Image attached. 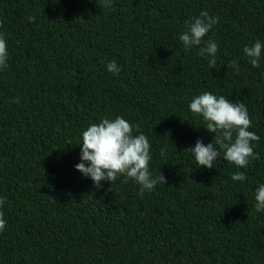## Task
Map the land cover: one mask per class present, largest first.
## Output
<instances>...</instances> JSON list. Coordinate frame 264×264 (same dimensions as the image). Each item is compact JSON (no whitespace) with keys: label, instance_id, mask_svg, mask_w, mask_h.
<instances>
[{"label":"trees","instance_id":"1","mask_svg":"<svg viewBox=\"0 0 264 264\" xmlns=\"http://www.w3.org/2000/svg\"><path fill=\"white\" fill-rule=\"evenodd\" d=\"M111 3L0 0V264H264V56L252 67L243 54L264 43V0ZM202 11L219 18L201 44H218L215 69L179 40ZM204 92L246 106L259 159L197 168L184 150L215 145L188 107ZM117 116L148 138L165 185L141 194L119 176L97 189L75 170L82 131Z\"/></svg>","mask_w":264,"mask_h":264},{"label":"clouds","instance_id":"2","mask_svg":"<svg viewBox=\"0 0 264 264\" xmlns=\"http://www.w3.org/2000/svg\"><path fill=\"white\" fill-rule=\"evenodd\" d=\"M102 4L104 7H112L111 0H102ZM34 20L35 17H29L30 22ZM218 20V17L202 11L199 16L185 21V31L179 36L186 50L198 47L199 54L208 58L210 69L216 67L218 44L214 41H207L206 46L201 44L202 39ZM243 54L252 67H259L264 56V43L257 40L251 45H246ZM7 61V42L0 35V70L7 67ZM228 66L239 72L237 61H231ZM106 68L108 72L114 74L121 71L115 61L108 62ZM188 107L191 113L202 118L204 129L215 138V145L213 141L205 145L198 139L194 147L184 150L192 155L198 165L197 168H213L218 157L237 168H245L250 160L260 158L259 153L254 152L255 143L259 142L260 137L249 131L252 120L243 103H234L224 96L204 92L192 97ZM79 146L80 163L75 165V170L82 176L90 178L97 189L102 186V181L113 184L119 176H124L126 180H134L140 186L141 194L154 190L158 183L166 184L160 172L153 178L149 171L151 145L148 138L123 117L105 118L99 123H91L82 131ZM161 155H165L164 149L161 150ZM231 179L244 181L246 177L243 172H235ZM254 199L256 211H264V184L257 187ZM3 203V198H0V207ZM6 223L3 212L0 211V232L4 230Z\"/></svg>","mask_w":264,"mask_h":264}]
</instances>
